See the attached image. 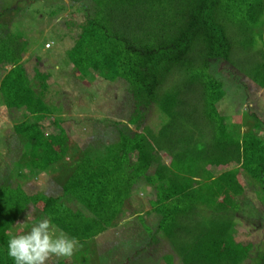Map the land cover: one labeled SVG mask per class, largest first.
Segmentation results:
<instances>
[{"label":"trees","instance_id":"obj_1","mask_svg":"<svg viewBox=\"0 0 264 264\" xmlns=\"http://www.w3.org/2000/svg\"><path fill=\"white\" fill-rule=\"evenodd\" d=\"M43 1L51 7L49 0ZM67 1L84 16L68 53L74 71L123 81L134 102L128 124L136 131L119 130L118 140L101 142L97 155L85 149L66 164L71 146L59 121L53 120L56 133L44 135L37 123L25 118L52 115L35 90L36 83L43 90L48 87L49 74L34 67L33 76L28 75L22 63L27 38L10 30L13 15L0 13V108L8 116L5 120L15 122L13 136L28 150L16 163L15 176L23 175V167L35 173L32 176L48 171L65 174L59 184L61 196L70 197L89 214L72 211L58 193L27 194L11 184L15 176L0 182V264H14L7 255L8 242L15 236L14 224L27 211L37 212L29 230L50 218L54 229L75 237L97 257L100 246L95 254L89 245L133 210L150 246L160 239L168 242L173 254L163 256L166 264H174L175 257L179 264L249 260L253 243L241 244L234 238L237 199L244 194L237 177L245 174L250 189L261 186L264 193V139L256 134L259 127L233 136L223 124L217 111L223 85L209 70L213 61L232 63V52H240L250 60L242 72L264 88V62L253 63L252 58L255 54L263 58L261 50H254V36L264 28V0ZM55 5L60 9V0ZM151 104L167 119L157 135L141 126L145 113L141 108ZM163 156L169 158L167 164ZM232 164L237 168L230 169ZM136 181L154 191L146 210H136L131 203L139 187L133 185ZM152 215L156 223L148 224ZM144 252L143 247L135 252L134 264H151L139 259ZM118 262L113 259L112 264ZM252 262L264 264V254H256ZM55 264L76 263L63 259Z\"/></svg>","mask_w":264,"mask_h":264},{"label":"rangeland","instance_id":"obj_2","mask_svg":"<svg viewBox=\"0 0 264 264\" xmlns=\"http://www.w3.org/2000/svg\"><path fill=\"white\" fill-rule=\"evenodd\" d=\"M48 3L51 7H47L43 0H0V13L13 15L15 24L10 30H18L27 38L28 52L23 55L22 63L28 75L33 76L34 67L49 74L48 87L43 90L36 83L35 90L41 93L43 102L52 109V115L33 118L25 115V118L37 123L44 135L56 133L53 120L56 118L59 121L71 146L65 159V163L70 165L82 150L86 149L97 155L96 149L103 146L101 142H116L119 130L127 134L134 133L135 128L128 124L130 116L134 115V102L126 93V85L119 78L112 81L92 71H74L68 53L78 38L79 25L84 21V16L77 7L75 10L70 6L67 0H60V9L56 5L52 7L55 0L53 3L49 0ZM254 40V50H261L263 58L255 54L252 57L253 63L260 64L264 62V28L256 30ZM46 43L52 44L50 49L44 48ZM239 54L240 52H232V63L216 60L210 67V75L223 85L224 96L217 104V111L224 120L223 124L232 130L233 136L259 127L260 131L256 134L264 139V88H259L242 72V69L248 68L250 60L247 55ZM141 110L145 111L142 128H148L157 135L158 130L166 123V117L153 104L147 108L142 107ZM6 117L8 118L6 112L0 108V138L3 139L0 143V182L11 180L17 174L16 163L28 153L13 136L11 127L15 122L5 120ZM130 159V163H134L135 156L131 155ZM162 159L165 164L169 162L167 156ZM235 168L236 164L230 165V169ZM22 169L23 175L15 176L11 184L20 185L27 194L55 196L58 193L61 196L59 184L65 174L57 175L59 172L48 171L32 176L35 173H28L30 170L27 167ZM237 178L244 188V194L237 199L240 209L234 213V238L241 244L253 243L251 258L243 264H254L252 261L256 254H264V193L261 186H256L255 191H252L250 180L245 174L242 176L240 173ZM140 183H133L139 187L134 189L130 200L134 209L146 210V200L152 199L151 193L154 191L147 186L141 187ZM61 199L72 211L87 213L70 197L61 196ZM35 214L37 212L31 214V219H27V211L25 216L17 220L12 228L13 235L29 231ZM135 217L133 210L127 211L126 216L115 227L89 245L94 250L100 246L98 257L79 246L73 256L67 259L76 264H93L96 259L103 257L101 261L97 260L98 264H112L113 259L120 261L117 264H134L133 255L143 247L146 252L139 259L145 260V263L150 261L151 264H166L163 256L173 254L168 242L160 239L158 244L150 246L147 235L138 229ZM254 219L257 221L252 223ZM147 220L148 224L156 223L154 215ZM252 225L255 227H251ZM55 231L58 235L59 231ZM63 259L66 258L53 257L48 264H55ZM174 259V264H179L178 259Z\"/></svg>","mask_w":264,"mask_h":264},{"label":"clouds","instance_id":"obj_3","mask_svg":"<svg viewBox=\"0 0 264 264\" xmlns=\"http://www.w3.org/2000/svg\"><path fill=\"white\" fill-rule=\"evenodd\" d=\"M30 218L31 214L27 219ZM78 247L75 237L62 231L57 235L51 219L46 217L29 231L13 236L8 242L7 255L14 264H48L53 257L71 258Z\"/></svg>","mask_w":264,"mask_h":264},{"label":"built area","instance_id":"obj_4","mask_svg":"<svg viewBox=\"0 0 264 264\" xmlns=\"http://www.w3.org/2000/svg\"><path fill=\"white\" fill-rule=\"evenodd\" d=\"M51 46H52V44L51 43H46L45 45H44V48L45 49H50L51 48Z\"/></svg>","mask_w":264,"mask_h":264},{"label":"crops","instance_id":"obj_5","mask_svg":"<svg viewBox=\"0 0 264 264\" xmlns=\"http://www.w3.org/2000/svg\"><path fill=\"white\" fill-rule=\"evenodd\" d=\"M124 216H126V215L124 214L121 218H123Z\"/></svg>","mask_w":264,"mask_h":264}]
</instances>
